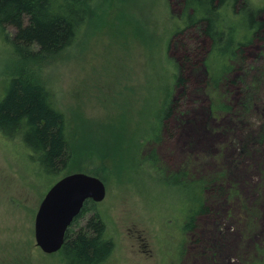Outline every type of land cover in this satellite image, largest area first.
<instances>
[{
	"label": "rangeland",
	"instance_id": "obj_1",
	"mask_svg": "<svg viewBox=\"0 0 264 264\" xmlns=\"http://www.w3.org/2000/svg\"><path fill=\"white\" fill-rule=\"evenodd\" d=\"M230 1L203 14L232 34L218 32V43L200 25L175 33L182 15L197 23L186 0H95L76 42L37 69L0 35V101L24 67L53 93L76 146L54 176L0 132V264H64L36 246L34 220L73 173L105 185L72 227L99 214L113 247L104 264H264V38L253 24L264 0Z\"/></svg>",
	"mask_w": 264,
	"mask_h": 264
},
{
	"label": "trees",
	"instance_id": "obj_2",
	"mask_svg": "<svg viewBox=\"0 0 264 264\" xmlns=\"http://www.w3.org/2000/svg\"><path fill=\"white\" fill-rule=\"evenodd\" d=\"M94 1L0 0V35L3 42L9 43L21 65H35L37 69L42 62L59 56L76 42L85 25L88 7ZM222 1L194 0L189 3L195 8L197 16H201L210 12L216 2ZM240 17L246 19L245 13H241ZM253 24L257 27L255 36L264 38V22L253 21ZM8 27L15 30L12 38L5 34ZM205 33L213 39L216 37L211 26H207ZM243 39L245 44L252 39H249L248 30L244 32ZM231 53L230 59L235 55L234 51ZM178 82H183V79L179 78ZM167 113L170 114V110ZM0 132L9 139L19 138L32 152L30 159L45 174L60 175L72 163L76 153L67 117L57 107L53 93L35 75L27 73L24 67L3 88ZM175 179L177 181L178 177ZM197 185L199 202L195 215L201 213L204 207L201 200L203 184L198 182ZM94 207L93 202L87 201L66 231L65 243L59 252L64 264H104L108 260L113 250L112 242L105 239L104 225L98 213L82 229L74 231L72 228L84 213ZM194 214L189 215L191 219ZM190 226L191 223H188L187 227Z\"/></svg>",
	"mask_w": 264,
	"mask_h": 264
},
{
	"label": "water",
	"instance_id": "obj_3",
	"mask_svg": "<svg viewBox=\"0 0 264 264\" xmlns=\"http://www.w3.org/2000/svg\"><path fill=\"white\" fill-rule=\"evenodd\" d=\"M106 195L101 179L73 173L58 180L43 197L34 220L36 246L47 255L59 253L65 235L87 201L102 202Z\"/></svg>",
	"mask_w": 264,
	"mask_h": 264
},
{
	"label": "flooded vegetation",
	"instance_id": "obj_4",
	"mask_svg": "<svg viewBox=\"0 0 264 264\" xmlns=\"http://www.w3.org/2000/svg\"><path fill=\"white\" fill-rule=\"evenodd\" d=\"M191 1V0H190ZM186 2L188 3L189 2V0L187 1L186 0ZM235 2V1H234ZM234 2L233 1H230V0H223L221 3H223L224 5H225V7L226 8H229V10H231V8H232V6H233V4H234ZM227 4V5H226ZM187 5V4H186ZM224 7V8H225ZM187 17V16H186ZM195 18H196V20H197V23L195 22V24H191L190 22V17L188 18H183V15H182V17L180 18V21L182 20V22H183V24H182V26H180L179 28H178V30L175 32L176 34H179L180 32H183L184 30H190V27H195V26H197V25H200V26H202V32H201V34L202 35H204V36H207V37H210V39L214 42V40L216 41L217 39H216V37H217V34H218V32H219V34H226L228 37H230L231 39L233 38V37H231V35L232 34H228L227 33V30L225 29V30H222L221 29V27L219 28V25H218V23L220 22V21H217L218 20V18H214V17H206V16H204V15H201V16H197V14H196V16H194ZM195 20V21H196ZM209 21H211L210 23H209ZM207 26H211L212 28H213V34L216 36L215 37V39H213L209 34H206L205 33V30H206V28H207ZM230 29V28H229ZM185 32V31H184ZM174 33V34H175ZM173 34V35H174ZM183 38H184V36H183ZM233 40V39H232ZM244 39H243V37H242V39H241V42H239V43H241L242 45L243 44H245L246 42H244L243 41ZM217 43H218V41H216ZM167 45V44H166ZM167 49H168V45H167V48H166V51H167ZM232 53L230 52V53H226L225 54V57H226V60L228 61V59H229V55H231ZM226 67H228V63L227 64H224V67H221V71H222V73H223V76H224V74L226 73ZM222 76V77H223ZM179 80V79H178ZM177 80V81H178ZM220 80V79H219Z\"/></svg>",
	"mask_w": 264,
	"mask_h": 264
}]
</instances>
